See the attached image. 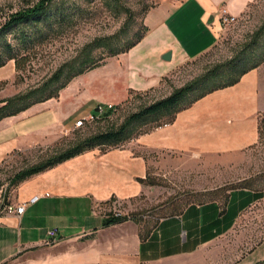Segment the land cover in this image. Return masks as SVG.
Instances as JSON below:
<instances>
[{"label":"crops","instance_id":"crops-1","mask_svg":"<svg viewBox=\"0 0 264 264\" xmlns=\"http://www.w3.org/2000/svg\"><path fill=\"white\" fill-rule=\"evenodd\" d=\"M257 1L181 0L128 52L74 78L58 98L3 118L0 166L20 158L33 165L74 145L81 139L73 138L81 129L75 127L78 120L94 115L100 121L109 110L100 114L98 106L118 107L132 93L162 87L180 60L216 45L224 30L222 8L239 17ZM167 53L170 60L164 59ZM262 123L264 61L236 84L180 109L170 123L27 178L10 197L11 204L25 206L24 213H0V264H155L198 252L233 229L245 196L231 195L225 208L213 201L190 206L160 219L145 239L133 221L104 228V205L130 203L144 194L147 185L141 181L152 169L159 174V166L219 158L232 168L240 154L260 143ZM54 228L59 238L51 243L47 232Z\"/></svg>","mask_w":264,"mask_h":264},{"label":"rangeland","instance_id":"rangeland-1","mask_svg":"<svg viewBox=\"0 0 264 264\" xmlns=\"http://www.w3.org/2000/svg\"><path fill=\"white\" fill-rule=\"evenodd\" d=\"M38 1L0 0V23L4 22L8 15ZM180 1L55 0L53 8L63 6L69 15L68 19L63 24L53 19L51 24L42 27L44 29L42 34L35 36L28 44L19 46L20 56L27 58L22 70H17L14 60L8 61L0 68V78H4L0 80V99H3L0 102L1 106L10 98L42 87L60 67L80 58L83 49L98 39L125 31L126 34L122 33L123 42L131 44L136 42L139 36H147L149 31L156 28L160 17L169 14ZM235 17L236 22L224 27L214 47L197 58L180 60L162 87L152 92L132 93L129 100L118 107L112 104L115 110L109 118L100 121L96 119L93 122L88 120L91 115L81 118L85 120V128L81 127L73 138L83 139L118 128L127 117L142 108L169 96L176 89L201 80L202 82L178 105V108L182 109L202 94L229 81L231 76L203 80L217 66L236 60L240 62L236 73L238 76L242 71L264 61V0H258L241 16ZM258 35L260 37L258 45L255 49L249 50L248 47ZM113 58L114 56L108 55L103 48L94 52L96 63ZM78 70L77 67L75 72ZM71 81L64 77L49 90L41 91L32 97L28 103L41 100L51 92L60 93ZM174 113L175 111L167 112L136 123L129 128L121 142L100 149L123 146L140 134L170 123ZM260 132V143L240 154L232 168L222 164L219 158H215L208 162L186 159L176 167L178 169L159 166V174H154L155 170L152 169L145 183L146 192L130 203L112 201L104 205L106 216L113 214L135 217L140 222L137 224L140 235L145 239L160 219L179 215L190 206L212 201L225 208L231 195L241 194L246 200L235 226L228 234L190 256L155 264H256L264 260V123L260 127ZM62 151L64 149L60 152ZM29 162L30 159L20 158L0 166V210L11 203L10 197L14 190L12 178L17 172L32 166ZM255 192L261 193L263 197L259 199L254 197ZM56 240L48 239L51 243Z\"/></svg>","mask_w":264,"mask_h":264},{"label":"trees","instance_id":"trees-1","mask_svg":"<svg viewBox=\"0 0 264 264\" xmlns=\"http://www.w3.org/2000/svg\"><path fill=\"white\" fill-rule=\"evenodd\" d=\"M54 2L55 0H39L32 5L8 15L6 20L0 23V68L5 66L8 61L14 60L17 70H22L23 63L26 62L27 58L20 56L19 46L28 44L35 36L42 34L44 30L42 27L51 24L53 19L57 20L59 24L66 22L69 15L63 6H56L53 8ZM122 33L126 34L125 31H122L117 35L104 37L87 45L83 49V55L80 58L74 59L70 63H66L60 67L55 74L42 85V87L30 90L25 94H20L5 101L6 103L0 107V121L5 117L13 116L26 110L31 103L45 101L58 96L59 91L56 93L51 92L47 97L41 100L28 103L32 97L41 91L49 90L52 85L60 82L64 77H67V80L70 82L73 78L102 65L103 62H94V52L99 48H103L108 55L115 57L134 48L145 36L141 35L136 42L126 44L123 42ZM259 40L260 37L258 35V38L252 42L248 49H255ZM241 60L242 59H239V61ZM77 67L79 70L75 72ZM239 67L240 62H237L236 60L217 66L213 71L206 75L203 80H216L227 76H231V78H229L227 83H223L218 88L210 90L205 94L236 84L241 76L249 70L246 69L242 71L240 75L236 76ZM255 67L253 66L251 68ZM200 82L202 81H194L182 88L174 90L169 96L158 100L127 117L124 123L118 128H113L105 132H100L79 139L74 145L57 155L43 159L40 162L17 172L11 180V184L15 188L27 178L43 172L48 168L75 157L89 149L119 143L123 140L122 138L128 133L129 128L132 125L144 121L145 119L158 117L167 112L175 111V113H177L180 110L178 105ZM205 94H202L200 97ZM112 114L113 110L108 111L105 114V118H108ZM173 119L171 121H173ZM141 182L146 183V181ZM254 197L259 199L263 197V195L255 192ZM128 221H133L138 225L140 223L138 219L132 216H116L109 214L104 218L102 226L104 228H109ZM256 264H264V260H261Z\"/></svg>","mask_w":264,"mask_h":264},{"label":"built area","instance_id":"built-area-1","mask_svg":"<svg viewBox=\"0 0 264 264\" xmlns=\"http://www.w3.org/2000/svg\"><path fill=\"white\" fill-rule=\"evenodd\" d=\"M234 18V15L232 14H228L227 12V9L224 8L222 9L220 12H219V21L221 23V25L223 27H229L231 25V21L232 19ZM115 106L114 105H108L106 107H98L97 110L100 114H104L107 112V110H115L114 108ZM97 119L96 116L94 115H91L88 120L90 122H93ZM85 125V120L84 119H80L76 122L75 126L77 128H81V127H84ZM25 211V206L24 205H20V206H16V205H13V204H7L5 205L1 210H0V213H9V214H17V215H22ZM47 235H48V239L49 240H56L59 236V231L58 229L54 228V229H50L48 232H47Z\"/></svg>","mask_w":264,"mask_h":264},{"label":"water","instance_id":"water-1","mask_svg":"<svg viewBox=\"0 0 264 264\" xmlns=\"http://www.w3.org/2000/svg\"><path fill=\"white\" fill-rule=\"evenodd\" d=\"M171 56H172V54L171 53H168V54L165 55L164 59L170 60L171 59Z\"/></svg>","mask_w":264,"mask_h":264},{"label":"bare ground","instance_id":"bare-ground-1","mask_svg":"<svg viewBox=\"0 0 264 264\" xmlns=\"http://www.w3.org/2000/svg\"><path fill=\"white\" fill-rule=\"evenodd\" d=\"M227 12H228V14H231V13H229L228 9H227ZM235 22H236V17L234 16V18H233L232 21H231V25H232L233 23H235Z\"/></svg>","mask_w":264,"mask_h":264}]
</instances>
